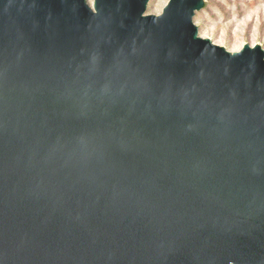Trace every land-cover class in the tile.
Returning <instances> with one entry per match:
<instances>
[{"label": "water", "instance_id": "1", "mask_svg": "<svg viewBox=\"0 0 264 264\" xmlns=\"http://www.w3.org/2000/svg\"><path fill=\"white\" fill-rule=\"evenodd\" d=\"M149 3L0 0V264H264V49Z\"/></svg>", "mask_w": 264, "mask_h": 264}, {"label": "rangeland", "instance_id": "2", "mask_svg": "<svg viewBox=\"0 0 264 264\" xmlns=\"http://www.w3.org/2000/svg\"><path fill=\"white\" fill-rule=\"evenodd\" d=\"M94 0H88L90 5ZM169 0H150L147 14L158 15ZM196 13L195 24L203 38L211 39L231 52L245 44L264 49V0H205Z\"/></svg>", "mask_w": 264, "mask_h": 264}]
</instances>
